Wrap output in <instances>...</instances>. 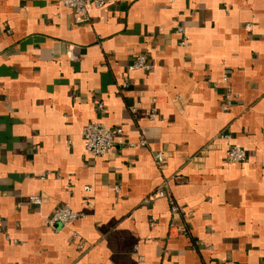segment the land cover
Returning <instances> with one entry per match:
<instances>
[{
    "label": "crops",
    "instance_id": "0c3cea01",
    "mask_svg": "<svg viewBox=\"0 0 264 264\" xmlns=\"http://www.w3.org/2000/svg\"><path fill=\"white\" fill-rule=\"evenodd\" d=\"M57 1L0 0V264H264V0ZM94 120L123 129L98 158ZM62 204L83 217L45 226Z\"/></svg>",
    "mask_w": 264,
    "mask_h": 264
},
{
    "label": "built area",
    "instance_id": "2783aa9c",
    "mask_svg": "<svg viewBox=\"0 0 264 264\" xmlns=\"http://www.w3.org/2000/svg\"><path fill=\"white\" fill-rule=\"evenodd\" d=\"M114 0H58L57 5L64 8L73 9L78 17L84 21L88 19V13L92 8H102L105 5L112 3ZM177 31H181V28L178 27ZM129 70H148L150 69V64L148 62V57L144 53L136 55L128 66ZM222 81L227 83V76L222 77ZM128 84L127 78H124L122 87H126ZM232 91L229 87H226L224 93L222 108L227 109L232 101ZM97 111L101 115L105 113L104 104L101 102L97 103ZM149 117L152 119L155 117V111H152ZM221 138L230 139L229 133H222L219 135ZM81 137L84 144L85 152L88 156L92 158L103 157L112 152L114 146L119 143L122 144L123 140V129L122 127L109 128L104 123L99 120H94L88 122L81 131ZM142 144H145V140L140 141ZM246 159L245 149L238 145H230L228 147L226 160L228 163H240ZM153 160L158 168L162 169L166 165L167 156L164 152L158 151L153 154ZM165 185H162L145 199L146 202L155 200L160 197H164ZM86 189H89L86 187ZM114 189L117 191L118 187L114 186ZM28 203L33 205H40L41 198L38 195H31L28 197ZM170 211L173 215L179 214L182 210L181 207L174 202L172 199L169 200ZM83 213L80 211H75L71 209L67 204L59 205L54 208L49 214L44 216L43 223L49 228H55L57 225L65 227L78 219L83 217ZM189 215V213H187ZM1 222V219H0ZM180 231H185V227L180 225ZM1 230V229H0ZM76 236V235H73ZM238 264H261V263H238Z\"/></svg>",
    "mask_w": 264,
    "mask_h": 264
}]
</instances>
